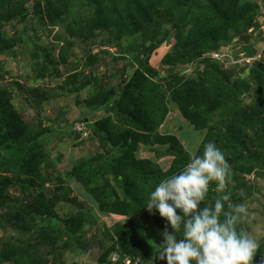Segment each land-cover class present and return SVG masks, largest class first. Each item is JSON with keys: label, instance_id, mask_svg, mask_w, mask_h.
Masks as SVG:
<instances>
[{"label": "trees", "instance_id": "1", "mask_svg": "<svg viewBox=\"0 0 264 264\" xmlns=\"http://www.w3.org/2000/svg\"><path fill=\"white\" fill-rule=\"evenodd\" d=\"M26 1L28 0H0V7H3L1 11H7L0 12V14L4 15L12 12L13 6H17V2L21 4ZM106 1L93 0L91 4L96 7L94 14L87 15L86 13L84 18H80L77 28H75L76 21L70 22L67 19L69 21L67 33H71L73 39L83 41L84 45H90V39L97 37L101 40L103 46H107L113 41L112 35L122 37L124 34L130 36L144 32L149 24H144L143 19L157 13L158 10H155V6L162 5L167 0H138V6L134 4L135 6L124 10L127 16L121 15L120 17L109 14ZM236 2L237 0H168L166 10L178 12L177 18L181 16L182 12L186 14L183 10L185 6L182 5L183 9L180 6L183 3L190 4L188 8H200L193 9V12H197L198 15L192 17L191 20L174 22L175 28L179 27V29L189 21L193 24L183 42L186 47L182 48V52L185 51L186 56L188 54L195 56L199 50H208L222 40H230V32L237 35L248 33L251 27L249 12L246 11L248 7H238ZM200 11L202 13L199 14ZM47 13L49 16L52 15L50 24H47V22L45 24V20H42L40 23L38 22L39 28L31 27L32 30L34 29L36 39H41L45 35V32H43L41 36L38 29L43 28L44 31L48 30L49 32L50 25L55 26V23L59 25L64 21L61 18L71 17L69 12H54V8L49 6ZM17 18L18 15L12 16V19L16 20ZM247 36L249 35L247 34ZM60 38L65 40L63 36H60ZM60 38L56 37V39ZM76 42L77 40L67 41L66 45L64 44L65 46L63 45L64 47L61 48L60 56L63 62H68L67 54L70 53L72 56L74 50L77 49L75 48ZM161 43L162 41H159L155 47ZM95 44L96 42H91V45L95 46ZM101 44H98V46L101 47ZM91 45L89 48H91ZM136 46L133 43V45L126 48V54L137 53ZM140 52L146 59L144 62L140 60L138 52L139 55L136 57L134 64L138 63L142 68L137 70L132 81L126 83V79L123 78L124 72L120 76L114 74L112 77L120 79L121 83L110 88L100 86L97 92H94L85 100V105L89 108H107L120 123V125L114 124L110 118V120L99 123L97 127H93L95 133H90L89 136V138L98 139L101 146L104 143H110L112 148L106 149L105 147L106 151H103L102 154L78 165L65 176L51 171L53 161H50L45 144L49 134L59 135V133L43 128L42 121L37 132L33 133L29 130L23 121L22 113L13 104V93L9 90V86L2 84L5 78L0 70V209L9 205H16L18 202L17 213L12 216L14 217L13 221L16 220L15 225L21 224L19 228L23 235H34L35 245L51 244L53 248L50 251L54 250L55 264H58V262L65 264L61 262L64 250L78 251L77 256L85 257L97 264H120L124 263L126 259H129L131 264H137V259L139 260L138 264H144L143 247L148 254L155 256V246L149 245L153 236L148 231L140 229V223L137 221L146 218L145 215L150 216L152 214L156 229L158 231L160 229L165 230L167 222L160 216L159 212L155 211V214H153L144 208L149 193L162 179L181 171L191 158L190 153L184 151V145L180 138L167 136L162 139L159 138L160 134L157 131L166 122L170 114L171 103H176L184 117L189 119L193 125H197L199 129L203 127L205 117H209L217 108L216 105L212 104L205 110L202 105L209 101L215 102V99L220 98V93L223 92H219L221 83L219 77L216 76V81L212 83L214 86H209L208 83L204 82L205 76H199L198 80H187L180 85H175L170 80L168 82V97L162 90L163 86L149 77H155V70L148 65L151 50L145 48ZM47 53L46 50L45 54ZM181 54L180 51H172L165 57L163 63L174 67L181 61L183 56ZM35 55L34 66L37 75L42 77L47 74L53 75L54 67L49 63V60H43L42 53L39 50L36 51ZM212 65H216L218 69V64L212 63ZM252 68L253 77L259 79L260 85L264 86V65L257 64ZM80 76L85 80L86 84L84 85L90 84L92 81L96 83L99 81L98 77L89 78L84 73L75 72L67 76L64 84L74 86ZM16 85L22 89L21 85L17 83ZM65 87L62 85L58 89L63 92ZM225 88L230 89L227 86H224ZM84 89V86H80L74 90L80 93ZM238 94L231 92L228 97L229 101L235 103ZM262 95L259 98L264 101V92ZM30 96L31 98L28 97L25 102L30 103L33 108L35 107V117L39 119L40 105L58 97V94L55 93V89L36 88L30 91ZM236 106L238 110L237 119L240 118V122H238L241 125L240 129L239 126L233 124L229 126L228 134H232L233 139L228 137L226 139L228 142L223 143L225 142V140H221L223 133L220 137L214 136V132L218 131L214 128H212V133L208 139L210 142H214L222 151H230L227 159L228 163L231 162L235 166L244 163L246 165L241 167L242 172L251 171L253 165L248 164L246 156L242 153L237 154L240 151L239 148L243 146L240 140L241 131L243 128L254 132L257 131V128L264 131V116L260 117L262 116L261 113L255 111V108L243 110L238 100ZM87 130H91L90 123ZM75 133L78 138L82 137L80 133L76 131ZM259 139L262 141L258 143L257 148H260V152L263 151L264 153V139L262 137H259ZM155 140L166 145L165 150L162 149L161 145L156 146L154 151L157 150V158L167 156L172 158L171 170L168 172H163L161 164L158 163L156 158H154V161L144 162L137 159L138 155L136 153L141 148L146 149V147L151 146ZM113 152H122L123 154L120 157L110 156L114 154ZM101 164L103 166H100ZM70 177L75 178L80 183L83 196L92 204V211L78 204L76 199L71 198L72 188L68 180ZM236 180V177L231 175L227 192L235 193L238 191V188L231 185V182ZM50 182L54 185V194L52 197L47 198L45 193L42 192L45 189V184ZM215 187H217L216 183L213 182L212 188ZM10 189L19 191L23 195V199L20 200L11 196ZM211 191L212 189H210L206 201L211 199ZM223 194L225 192L220 190L215 199ZM59 203L76 204L79 205L80 210L76 214L70 213L62 217L59 212L55 211V206ZM105 215H112L123 220L108 228L106 225L98 224V219ZM36 216H41L42 222H44L43 225L33 227ZM156 217H160V219ZM53 220H59L63 224V230L60 233L56 232L52 225L47 226V221ZM94 223L97 224V227L94 226ZM9 227L12 228L11 225ZM93 227H95L94 233L89 235V231ZM167 230L173 231L170 225H167ZM13 240L20 241L16 237H13ZM60 241L64 242L61 247L58 246ZM31 246L29 244L30 248ZM3 248L6 249L3 251ZM10 248V244L7 246L4 244L0 247V260L3 259L2 262L6 260L8 264H20L18 257L21 251L18 253L19 250H26L31 258L40 255L36 251L33 252L34 254L30 253V250L26 247L23 249L17 248L16 250ZM260 249H262V244ZM114 253L120 254L119 260L115 263L111 261ZM155 260L157 264L163 263H160L157 259ZM46 261L44 256L41 255L39 260L32 261L29 264H38V262L39 264H45ZM258 262V258L254 257L253 264H258Z\"/></svg>", "mask_w": 264, "mask_h": 264}, {"label": "rangeland", "instance_id": "2", "mask_svg": "<svg viewBox=\"0 0 264 264\" xmlns=\"http://www.w3.org/2000/svg\"><path fill=\"white\" fill-rule=\"evenodd\" d=\"M92 1L28 0L21 4L17 2V6H13L12 12L4 15L0 14V70L5 78L2 84L9 86V90L13 93V104L22 113L23 121L29 130L33 133L37 132L42 121L43 128H47L54 133H59V135L49 134L45 140L50 161H53L51 168L53 173L65 176L78 165L88 162L91 158L102 154L103 151H106L104 149L105 147L106 149L112 148L110 143H104L101 146L98 139L91 137L84 139L83 137L78 138L73 130L83 128V124L80 122L86 121L93 122V124H90V128L94 131L93 127H97L99 123L108 119L110 120V118L112 123L120 125L118 120L113 117V113L107 110V108H89L85 105V100L94 92H97L100 86L110 88L121 83L122 81L120 79L112 77L114 74L120 76L124 72L123 78L126 79V83L132 81L137 70L142 68L138 63L134 64V62L139 54L140 60L145 61L146 58L140 52L145 48L151 50L148 65L155 70V77H149L157 82V84L163 86L162 90L168 97V82L170 80L173 81L171 83L180 85L187 80H198L199 76H205L204 82L208 83L209 86H214L212 83L216 81V76L221 79L219 92L222 91L223 93H220V98L215 99V102L208 100V103L202 105L205 110L212 104L216 105L217 108L213 114L205 117L201 129L197 128V125H193L189 119L184 117L176 103H171L170 114L166 122L157 131L160 134L159 138L162 139H165L167 136L180 138L184 145V151L190 153V156L193 154L192 149L194 144L198 145L195 154H202L203 149L201 148L210 142L208 138L212 133V128L218 130L214 132V136L220 137L223 133L221 137V140H225L223 143H226L228 137L229 139H233L232 134H228L230 130L229 126L233 124L237 127L239 126L238 128L240 129L241 125L239 124L240 118L237 119V100L240 102L243 110L246 108H255V111L261 113L262 116L260 117L264 116V101L259 98L263 96L264 86L260 85L259 79L253 77L252 71L253 66L257 64L264 65V0H237L236 2L238 7H248L246 11L249 12L251 27L248 33L242 34L249 35L248 42L241 40L242 35L230 32V40H222L208 50H199L195 56L189 54L186 56V52H182V48L186 47L183 42L186 39L188 31L193 27V24L189 21L179 29V27L175 28L174 22L191 20L192 17L198 15L197 12H193V9H197L198 7L188 8L190 4H181V7L182 5L186 7L184 9L182 7L186 14L182 12L181 16L177 18L178 12L167 11L166 3L168 0L164 1L162 5L155 6V10H158L157 13L143 19L144 24H149L144 32L130 36L124 34L122 37L112 35L113 41L107 46H103L99 38H92L89 44L91 45V42H96V44L95 46L91 45V48H89L90 45H84L83 41L73 39L71 33H67V27L69 21H76L75 28H77L80 18H84L86 13L87 15L94 14L96 7L91 4ZM106 3V8H109V14L120 17L121 15L127 16L124 10L135 6L134 4L138 6L137 3L139 2L138 0H107ZM48 6L53 7L54 12H69L71 17L61 18L64 21L59 25L57 23H55V26L50 25L49 32L48 30L44 31L43 28L38 29L41 36L43 32H45V35L41 39H36L34 29L32 30L31 27H38V24L42 20H45V24L46 22L50 24L52 15L49 16L47 13ZM2 8L0 7V12H7L1 11ZM200 13L202 12L200 11ZM14 15H18L16 20L12 19ZM42 25L44 27V23ZM150 25L151 27H149ZM106 34L108 33L106 32ZM60 36H63L66 41L62 40ZM56 37L60 39H56ZM70 40H77L75 47L77 49L74 50L72 56L70 53L67 54L66 58L69 60L68 62H63L60 56L61 48ZM159 41H162V43L155 47ZM133 43L137 45L136 49L139 54L138 52L126 54L125 49L133 45ZM98 44H101V47ZM37 50L42 53L43 60L48 59L49 63L54 67L53 75L47 74L45 77L37 75L36 67L34 66ZM46 50L48 51L47 54H45ZM172 51H180L182 53L181 55H183L181 61L174 67L163 63L165 57ZM2 63L4 64L2 65ZM212 63L218 64V69ZM75 72L84 73L89 78L98 77L99 81L97 83L92 81V83L84 85L86 84L85 80L80 76L77 78V83L74 86L72 84L65 85L64 82L67 76ZM16 83L21 85L22 89L18 88ZM62 85L66 86L63 92L58 89ZM80 86H84L85 89L78 93L74 89ZM224 86L230 89H224ZM36 88L55 89V93L58 94V97L50 99L40 105L39 119L35 117V107L33 108L30 103L25 102V99L28 97L31 98L30 91ZM231 92L239 93L235 103L228 99ZM91 130L89 133H91ZM82 135L86 137L89 134ZM259 137L264 139V131H261L260 128H257L256 132L247 128H243L241 131L240 140L243 146L239 148L240 151L237 154H244L248 164L253 165V169L242 172L241 167L246 164L243 163L235 166V164L229 162L231 175L237 179L236 181H232L231 185L238 188V191L235 193L230 192V202L246 204L250 211L254 213L251 222L243 226L262 244V249L258 250L255 258H258L259 262L262 261L260 263L258 262V264H264V153L263 151L260 152V148H257L258 143L262 141ZM103 141L105 140L103 139ZM152 145L149 146L150 148H141L136 153L139 156H137V159L144 162L148 160L154 161V158H156L158 163L161 164L163 172L171 170L172 158L167 156L158 159L157 150L154 151L158 145H161L162 149L165 150L166 145H163L157 140ZM223 153L226 159H228L230 151L223 150ZM122 154V152H115L110 156L116 155L120 157ZM100 166L103 165L101 164ZM68 180L72 188L71 198L76 199L78 204L92 211V204L83 196L80 183L72 177ZM53 187L54 185L51 182L45 184V189H43L42 193H45L47 198L52 197L54 194ZM150 188L152 189V187ZM210 189H212L210 192L211 199L206 201L209 205L214 203L215 197L220 192L217 187L213 189L212 185ZM9 193L14 198L23 199V195L19 191L10 189ZM17 208L18 202L16 205H9L0 209V247L4 244L6 246L10 244V249L16 250L17 248L23 249L26 247L30 250V253L34 254L33 252L36 251L40 254L37 257L31 258L28 255L29 252L19 250L18 253L21 251L18 257L20 264H29L32 261H37L41 255L47 260L45 264H55L54 250L50 251L53 248L51 244L35 245V236L29 234L23 235L19 228L21 224L15 225L16 220L13 221L14 217L12 216L17 213ZM79 210V205L72 203H59L55 206V211L59 212L62 217L70 213L76 214ZM145 216L146 218L139 219L137 222L140 223V229L148 231L153 236L151 237L149 245H153L152 247L155 246L156 254L155 256H151L143 247L144 264H157L155 259L159 260L158 252L161 250L160 246L164 243L162 236L163 230L160 229L158 231L156 229L157 227L152 219V214ZM156 218L160 219V217ZM121 220L123 219L119 217L105 215L98 219V224H103L111 228ZM53 221H47V226L52 225L55 231L60 233L63 230V224L59 220ZM43 224L44 222H42L41 216H36V222L33 223V227ZM94 224L97 227V224ZM95 227L89 231V235L94 233ZM13 237L19 238L20 241H14ZM29 244L32 245L31 248ZM63 245V241L58 243L60 247ZM5 249L3 248V251ZM62 253L61 262L65 264H97L85 257L77 256L78 251L72 252L71 250H64ZM119 258L120 254L114 253L111 261L115 263ZM2 261L3 259L0 260V264H8L6 260L4 262ZM136 261L138 264L139 260L137 259ZM159 262L167 264L166 260H159ZM58 264L61 263L58 262ZM120 264L131 263L130 261H125V263Z\"/></svg>", "mask_w": 264, "mask_h": 264}, {"label": "clouds", "instance_id": "3", "mask_svg": "<svg viewBox=\"0 0 264 264\" xmlns=\"http://www.w3.org/2000/svg\"><path fill=\"white\" fill-rule=\"evenodd\" d=\"M80 123L86 124L85 132L73 131L88 138L92 122ZM197 147L193 145L190 161L181 171L150 191L144 207L153 214L158 211L173 229L169 232L166 225L162 233L159 260L167 264H253L261 244L243 225L251 222L254 213L246 204L230 202L231 193L226 190L231 168L223 151L208 142L197 155ZM213 182L225 194L209 205L206 200Z\"/></svg>", "mask_w": 264, "mask_h": 264}, {"label": "built area", "instance_id": "4", "mask_svg": "<svg viewBox=\"0 0 264 264\" xmlns=\"http://www.w3.org/2000/svg\"><path fill=\"white\" fill-rule=\"evenodd\" d=\"M81 124H83L82 125L83 128H76V130L79 131V132H85V130H86V124L85 123H81Z\"/></svg>", "mask_w": 264, "mask_h": 264}, {"label": "water", "instance_id": "5", "mask_svg": "<svg viewBox=\"0 0 264 264\" xmlns=\"http://www.w3.org/2000/svg\"><path fill=\"white\" fill-rule=\"evenodd\" d=\"M248 39H249V36H245V35L241 36L242 41L248 42Z\"/></svg>", "mask_w": 264, "mask_h": 264}]
</instances>
